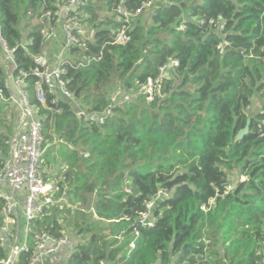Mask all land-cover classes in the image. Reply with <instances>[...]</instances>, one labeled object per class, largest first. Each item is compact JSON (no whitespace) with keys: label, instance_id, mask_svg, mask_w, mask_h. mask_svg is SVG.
Returning a JSON list of instances; mask_svg holds the SVG:
<instances>
[{"label":"trees","instance_id":"trees-1","mask_svg":"<svg viewBox=\"0 0 264 264\" xmlns=\"http://www.w3.org/2000/svg\"><path fill=\"white\" fill-rule=\"evenodd\" d=\"M59 1L0 0L1 35L14 49L16 72H27L31 102L45 115V162L62 158L58 173L45 178L54 181L55 199L79 203L52 204L32 230L57 233L72 218L82 238L66 264H264V104L246 111L255 94L264 95V0H171L141 15L120 44L114 38L123 22L99 21L100 4L119 16V5L135 9L146 0H82L94 36L72 52L76 59L101 58L68 64L69 89L91 111L109 106L114 80L137 95L113 106L102 124L79 120L64 98L54 106L61 112L36 99L34 56L45 39L41 24L30 21L56 11ZM144 15L149 21L139 22ZM171 60L178 65L149 99L141 87ZM6 76L0 66V88L9 97ZM9 108L0 105V178L11 152ZM249 118L250 130L239 139ZM236 168L246 179L228 190ZM161 189L169 196L153 208L154 225H145L141 214ZM87 208L98 218L87 219ZM9 253L0 238V264ZM29 258L23 251L18 262Z\"/></svg>","mask_w":264,"mask_h":264},{"label":"built area","instance_id":"built-area-1","mask_svg":"<svg viewBox=\"0 0 264 264\" xmlns=\"http://www.w3.org/2000/svg\"><path fill=\"white\" fill-rule=\"evenodd\" d=\"M81 2L82 0L59 1L56 11L48 9L39 17L45 44L53 35V24L55 21L62 24L64 45L55 55L54 63L49 58L46 45L39 54L34 56V60L38 65L33 70V74L37 77L34 83V92L37 101L45 109L61 112L62 109H55L54 106L57 105L61 98H64L71 103L79 120L102 124L108 116L113 114V106L130 101L131 95H124L122 88L119 87L111 94L108 107L101 111H91L69 89L67 81L64 79L68 64H73L77 60V64L82 66L94 59L99 60L101 58L100 56H84L82 59H76V55L72 52L73 48L79 47L84 50L85 47L81 38L83 19L78 11ZM170 4H172L171 0H146L135 9H129L123 4L119 5L118 12L123 26L115 35L114 42L118 44L126 43L130 39L128 31L141 15L149 14L154 9ZM222 28L223 25H221L220 29ZM0 48L6 53V59L11 66L8 75L11 78L10 83L7 79V87L10 89L11 94L7 97L3 89L0 88V105L5 103L9 105L15 104L20 107L17 131L11 136V152L1 174V179L6 183L7 189H0V198L3 200L0 207V238L2 244L10 251L4 263L14 264L19 259L21 252L25 251L30 253L28 264H38L45 256L56 254L65 247L73 245V243L64 227L57 233L50 230L33 231L31 228V222L40 218L45 213V210L57 200L54 197L56 193L54 181L47 180L42 169L47 150L44 132L45 115H42L39 107L31 102L28 91L29 84L26 80L27 72L24 70L16 72L14 49L9 48L7 41L1 35V20ZM176 65H178L176 60L166 63L160 68L159 77L156 80L149 79L148 83L141 87V91L147 93L149 95L148 98L152 99L155 92L159 91L163 78L168 76ZM48 93L53 95L51 105L47 101ZM252 106L253 101L252 104L246 107L248 113L253 109ZM263 124L264 121L262 122ZM260 135L263 137L264 132L262 131ZM229 188L232 189V186H229ZM169 193V190L161 189L157 195L147 202V210L141 214V222L143 224L154 225L155 218L152 210L161 199L169 196ZM20 195H22V200L18 198ZM214 203L215 199H211L209 207L213 206ZM19 206L22 207L23 214L27 220L25 229L26 241L21 246L18 243V232L15 226ZM209 207L203 206L206 211Z\"/></svg>","mask_w":264,"mask_h":264},{"label":"rangeland","instance_id":"rangeland-1","mask_svg":"<svg viewBox=\"0 0 264 264\" xmlns=\"http://www.w3.org/2000/svg\"><path fill=\"white\" fill-rule=\"evenodd\" d=\"M82 4V3H81ZM79 5V8H78V11L80 12V15H81V18L83 19V25H82V32H81V38L83 39V41H86V40H90V39H93V36H94V26L92 23H88V22H84V18H87V15L85 13V11H83L81 9V6L82 5ZM100 10H99V21L101 20H120V17L117 15L116 12H110L108 11L104 5L100 4ZM32 13H30L29 15H31ZM149 21V18H148V15H144L143 17L140 18V21L139 22H142V23H147ZM29 21H26V19H24V21L21 23V30L23 31L24 33V36H25V40H27V33L29 31V29L31 28V26L35 25L36 23H40L39 19L36 20V19H32L30 22H31V26L28 27L26 25V23H28ZM136 22V21H135ZM56 22L54 21V32H53V39H60V35H61V25L59 27H56ZM60 48L59 44L54 46V51L58 50ZM119 87H123V84L120 80H114L108 87H107V94L108 96L110 97L111 94L113 93V91ZM106 90V89H105ZM122 92L124 95L126 94H129L131 95L130 96V100H134L136 98V91L135 90H125V88H122ZM253 106L251 109V113L253 112H256L258 111L261 106L262 103H264V95H262L261 93H257L255 94V96L253 97ZM2 105V104H1ZM9 110L12 112V120H13V126H15V119L17 121L18 117L20 116V110L18 108L17 105L13 104V105H9ZM8 111L7 113V116L10 115V113ZM61 160V161H60ZM60 160H51L53 162L49 163L48 160L46 159V162L45 164L43 163V166H42V169L44 171V175L46 176V174H50V173H55L60 170L61 168V165H62V158L60 157ZM48 163V164H47ZM51 169L49 166H51ZM228 178H229V184H228V190H231L229 188V186H232V189L234 187L237 186L238 182L240 180H245L246 177L243 176V174L241 175V172H240V169L236 168L234 170H231L229 172V175H228ZM49 180V179H47ZM2 187V185L0 186ZM94 198H96V195L94 196ZM3 203V200L0 198V207ZM61 204H68V205H72V208H77L79 206V203L77 201H69V200H66V201H62ZM90 206H93V203H90L88 205V207ZM93 210V211H92ZM92 210L90 211L89 208L86 209V214H87V219L89 220H93V219H97V215L96 213L94 214V208H92ZM73 220L72 218H68L67 219V222L64 223V228L66 229V232L69 234V236L71 237V241L73 244H76L78 243L82 236L78 234V231L76 229V227L74 226L73 224ZM17 228H18V225H17ZM24 229H25V220L24 218H22L21 220V227H20V235H19V245H23L24 244V241H25V233H24ZM39 230V229H38ZM207 243L209 242V240H206ZM216 246H220V244H216Z\"/></svg>","mask_w":264,"mask_h":264},{"label":"crops","instance_id":"crops-1","mask_svg":"<svg viewBox=\"0 0 264 264\" xmlns=\"http://www.w3.org/2000/svg\"><path fill=\"white\" fill-rule=\"evenodd\" d=\"M61 25V35H60V39L56 38V39H53V35L52 37H50L47 41H46V48L49 52V58L51 60L52 63L55 62V55L61 50V48L63 47L64 45V34H63V30H62V24L61 23H57L56 24V27H59ZM60 46V48L56 51H54V46L58 45ZM0 66L4 68L7 76H6V79H8L9 83L11 81V78L8 77L9 73H10V69H11V66L8 62V60L6 59V53H4V51L1 50L0 52ZM254 103V102H253ZM264 103L261 104V106L259 108L262 107ZM19 110H20V107L18 106ZM9 112H11L10 110H8ZM19 119V117H18ZM18 119L16 121L15 119V126H13V120H12V112L10 113V115H8V120H9V124H11V128L13 129L12 130V134L15 133L17 131V127H18ZM1 127V126H0ZM2 130L7 133L8 130H6L5 128H2ZM2 185V187H0V189H7V185L6 183L4 182L3 179L0 178V186ZM18 198H20V200H22V195L18 196ZM62 201H66V198H60V199H57L55 201V203H61ZM22 218H24L25 220V229H26V217L24 216L23 214V210H22V207L19 206L18 208V213L16 215V229H17V232H18V243H19V235H20V227H21V220ZM0 224H1V214H0ZM17 225H18V228H17ZM24 229V233H25V241H26V231ZM24 241V243H25ZM76 244H73L71 246H67L65 247L63 250H61L60 252L56 253V254H53V255H48V256H45L42 261H40L38 264H66L67 261L69 260V256L71 254V252L73 251L74 247H75ZM14 264H19L18 260L15 261Z\"/></svg>","mask_w":264,"mask_h":264},{"label":"water","instance_id":"water-1","mask_svg":"<svg viewBox=\"0 0 264 264\" xmlns=\"http://www.w3.org/2000/svg\"><path fill=\"white\" fill-rule=\"evenodd\" d=\"M250 122H251V119L249 118V120H248V125L244 128V129H242V130H240V132H239V135H238V138L239 139H241V138H243V136L246 134V133H248L249 132V130H250ZM2 178H3V176H2Z\"/></svg>","mask_w":264,"mask_h":264}]
</instances>
